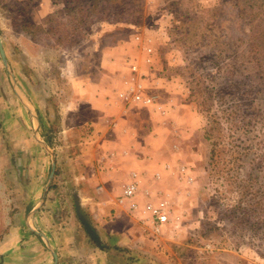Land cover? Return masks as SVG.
I'll return each instance as SVG.
<instances>
[{
	"label": "rangeland",
	"instance_id": "374dc122",
	"mask_svg": "<svg viewBox=\"0 0 264 264\" xmlns=\"http://www.w3.org/2000/svg\"><path fill=\"white\" fill-rule=\"evenodd\" d=\"M113 94L173 169L136 212L101 189ZM77 209L110 264H264V0H0V264H96Z\"/></svg>",
	"mask_w": 264,
	"mask_h": 264
},
{
	"label": "crops",
	"instance_id": "0c3cea01",
	"mask_svg": "<svg viewBox=\"0 0 264 264\" xmlns=\"http://www.w3.org/2000/svg\"><path fill=\"white\" fill-rule=\"evenodd\" d=\"M103 62H104V58H103ZM109 89L111 90V88ZM132 106L134 108L131 107L127 109L123 107L121 102H119L116 95L114 94L110 95L108 101L102 105L103 107L102 110L104 111L102 117L104 118L105 122L112 123V127H113L112 129H114L115 133L113 131L111 132L105 131L102 134L103 137H102V145H101L100 162L102 164L103 170L99 172L100 173L99 178L105 182L104 185L101 186L102 187L101 189H104L105 185L106 186L112 185V183L109 184L110 179L112 178L121 179L119 182L120 187H122L121 195L125 186L135 179L138 182V188H137V193L135 194L133 199L119 202L118 198L121 196L120 195L117 199L111 198L109 201H113L114 203L112 204L114 206L117 205V208L119 206L118 209L124 206L125 209L136 212L137 209L139 208L138 204L140 201V198H138V196L141 193H143L146 195L145 197L146 200L152 197L148 189L150 184L157 182L158 185H161L162 182H164L167 177L171 178L170 175L173 173L172 171L173 169L170 167V164L162 163V162L161 164L159 162H156L155 158H153L154 157L153 155H155L154 153L160 150L159 147L162 143L161 141L162 138L159 134H154L155 132L152 131H148L146 134L140 132V128H141L140 122L137 120V117L134 119V115L136 113H130L132 109H136V107H138L139 105L136 106L132 104ZM139 107L146 108L147 111L152 113L154 112L158 113L159 112L158 108L160 110L162 109V106L155 99L153 101V104L149 106L141 105ZM116 108L117 110L120 109L122 113L129 111L126 114V116H124L125 118L124 122L120 120L118 113L117 116L113 118L114 113L117 111ZM39 118L40 117H38V119ZM166 118L169 117L166 115H153V117L150 118V115L148 116L150 124L153 123V128L156 127V122L159 120L160 122L162 121L163 124L167 125L168 120H166ZM172 123L174 124L175 122ZM173 151L178 152V147L175 144L173 145ZM184 170H185L184 166H181L179 168L180 173H182ZM173 180H175L174 181L175 185L179 184L178 177ZM160 196L163 197L164 195L162 194ZM98 198L101 199L104 205L110 203L108 200L104 199V195H101ZM132 202L137 203V205L135 209L131 210L129 208V205ZM150 205L152 204H149V206ZM104 208H106L104 209L106 210V212L109 210L108 205L105 206ZM135 215H136V219L137 216L140 217L139 213ZM100 249L101 246H99V250L97 253L98 259L96 264H110L105 254ZM69 251L70 250H68V252ZM83 262L84 264L85 263L92 264L91 261L88 259L83 260ZM175 263L180 264L178 260L174 261L172 258L164 262V264H175Z\"/></svg>",
	"mask_w": 264,
	"mask_h": 264
},
{
	"label": "built area",
	"instance_id": "2783aa9c",
	"mask_svg": "<svg viewBox=\"0 0 264 264\" xmlns=\"http://www.w3.org/2000/svg\"><path fill=\"white\" fill-rule=\"evenodd\" d=\"M126 100L139 103L144 106L153 104L151 97L143 95L135 86L129 85L126 90ZM138 182L134 179L123 189L122 195L118 198L119 202L131 200L137 193ZM136 203H130L129 208L135 209ZM151 219V229L154 233L160 232L162 226L169 221V210L167 201L160 199L156 204L148 206Z\"/></svg>",
	"mask_w": 264,
	"mask_h": 264
},
{
	"label": "water",
	"instance_id": "95a60500",
	"mask_svg": "<svg viewBox=\"0 0 264 264\" xmlns=\"http://www.w3.org/2000/svg\"><path fill=\"white\" fill-rule=\"evenodd\" d=\"M6 63V62H5ZM77 214L78 217L80 218L81 222L83 223L87 233L90 235V237L94 240V242L98 245H100V241L98 236L96 235L94 229L92 228V226H90V224L85 220V218L79 213L78 209H77Z\"/></svg>",
	"mask_w": 264,
	"mask_h": 264
},
{
	"label": "trees",
	"instance_id": "16d2710c",
	"mask_svg": "<svg viewBox=\"0 0 264 264\" xmlns=\"http://www.w3.org/2000/svg\"><path fill=\"white\" fill-rule=\"evenodd\" d=\"M214 150H212V154H213Z\"/></svg>",
	"mask_w": 264,
	"mask_h": 264
}]
</instances>
